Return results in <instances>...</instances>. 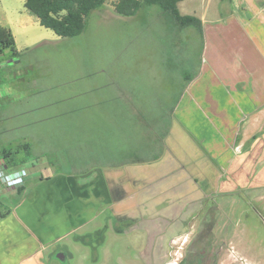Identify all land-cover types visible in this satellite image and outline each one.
I'll return each mask as SVG.
<instances>
[{
  "label": "crops",
  "instance_id": "0c3cea01",
  "mask_svg": "<svg viewBox=\"0 0 264 264\" xmlns=\"http://www.w3.org/2000/svg\"><path fill=\"white\" fill-rule=\"evenodd\" d=\"M186 1L177 4L178 11L198 18L202 33L172 28L196 31L200 65L194 76L187 79L183 74L182 91L173 96L166 112L155 78L154 83L117 80L99 69L51 86L42 72L30 76L38 62L28 52L45 47L47 38H60L34 34L41 26L25 10L19 15L5 11L6 24L0 26L11 31L17 55H0V160L5 149L27 144L32 152L45 139L52 153L43 144L46 149L32 154V160L45 165L57 153L82 171L65 173L43 166L36 173L27 170L24 184L15 191L0 186L7 192L0 196L12 204L0 213V264H46L44 253L57 243L54 238L66 224L79 228L90 221L92 217L85 220L84 215L100 211L95 208L98 198L109 207H143L140 195L135 206L123 200L126 196L117 197L120 189L127 195L123 181L141 180L132 188L142 194L148 188L142 185L144 179L150 185V179L161 177L191 178L187 169L194 162L199 168L209 162L224 169L231 156L236 157L242 124L264 113V0H222V11L214 16L184 10ZM139 62L159 68L152 60ZM87 66V60L79 65ZM13 131L23 133L12 141L6 134ZM43 131L56 133L45 136L39 133ZM54 145L64 146L63 153L54 151ZM14 193L25 194L24 200L13 205ZM157 201L147 203L149 208H157ZM66 211L82 213L75 218Z\"/></svg>",
  "mask_w": 264,
  "mask_h": 264
},
{
  "label": "rangeland",
  "instance_id": "374dc122",
  "mask_svg": "<svg viewBox=\"0 0 264 264\" xmlns=\"http://www.w3.org/2000/svg\"><path fill=\"white\" fill-rule=\"evenodd\" d=\"M116 1L107 0L101 9L93 11L88 16L85 30L81 35L74 38H60L56 42L47 38L48 43L45 47L28 52V55L38 62V66L29 75L42 72L51 86L71 82L81 71L88 73L90 70H97L98 72L99 69H106L107 74H111L110 76L117 80L129 78V81L133 82L136 78L140 82L154 83L152 78H155L154 81L159 86L157 89L162 96V109L166 112L171 106L173 96L178 97L182 91L183 74L187 75L188 79L198 72L201 41L194 29L176 31L172 28L166 16L156 6L142 8L132 17H122L113 10ZM221 4L222 0H187L182 7L190 13L207 12L214 16L222 11ZM6 10L19 15L20 11L25 10L23 0H0L2 26L6 24ZM32 32L36 35L42 32L54 36L52 31L41 27L35 28ZM142 59L152 60L159 65V68L142 65L143 63L139 62ZM85 60L89 62V66L80 68L79 65ZM110 63L111 68H108ZM100 78H104V75H100ZM167 95L171 99H165ZM263 129L264 113L257 114L255 121L251 119L242 124L237 132L241 146L235 150L236 157L231 156V161L225 163L224 169L216 164L213 168V164L205 161L199 168L200 164L194 162L191 164L193 168L187 169L191 178H187L188 174L186 178H184L186 175L183 178L161 177L150 179V185L144 179L142 185L148 188H145L142 194L132 188L133 183L138 182L139 185L141 180L135 178L128 182L123 181L127 195H122L124 191L120 189L117 197L123 199L126 196L123 200H129L135 206L138 197L141 196V202L146 203L143 207L138 210L134 208V211L129 208L125 210L128 206L109 207L107 201L104 199L99 201L98 198L95 208L100 211L96 213L94 212L96 210L93 212L88 210L84 219L92 218L90 221L86 220L78 224L82 225L79 228H73L71 223L66 224L62 234L54 238L57 243L51 246L64 245L73 255V252L80 247L78 242L80 237L94 235L103 236L110 241L104 250H112L110 252L113 253L120 251L123 254V241L128 238L118 229L121 230V227L128 223L121 219L130 214V218L132 215H137L145 220L156 218L164 225L175 224L177 232L186 233L181 235L189 240V248L193 250L202 252L208 250L207 248H219L223 243L224 252L230 261L247 264L252 263L249 258L255 257L264 262ZM22 133L13 131L6 136L15 141ZM39 133L53 136L56 132ZM43 144H46L48 152L52 153V150H49L51 144L45 139L40 140L32 148L31 156L26 157V162L19 168L35 173L43 166L65 173L82 171V166L63 161L64 158L57 153L49 157L50 163L45 162V165L32 160V154H38L46 149ZM63 148L64 146L59 148L54 145L53 149L63 153ZM177 164L173 163L175 166ZM13 168L15 167H9L10 170ZM4 189L0 188V195L7 193L2 192ZM16 189L18 188L8 190ZM114 192L116 193V190ZM12 196L16 198L13 205L25 198V194L19 197L14 193ZM153 199L155 201L159 199V203L157 201L158 204H155L157 208L154 209L149 208L147 204L152 203ZM9 200L8 197L0 196L1 214L12 208ZM69 212L70 215H75V218L82 213L66 211L65 214ZM132 219L138 220L135 217ZM114 226L118 229L116 227L114 229ZM137 234L139 233L134 231L131 235ZM51 246L44 253L46 257ZM71 264H73L72 260Z\"/></svg>",
  "mask_w": 264,
  "mask_h": 264
},
{
  "label": "flooded vegetation",
  "instance_id": "af4514ba",
  "mask_svg": "<svg viewBox=\"0 0 264 264\" xmlns=\"http://www.w3.org/2000/svg\"><path fill=\"white\" fill-rule=\"evenodd\" d=\"M126 216L121 219L128 222L122 225V231L118 225L114 226L128 238L123 241V254L104 250L110 241L103 236L85 235L78 240L80 247L73 255L64 245L53 246L46 264H71V260L73 264H240L229 260L223 243L219 248L199 252L189 248V240L181 235L186 233L177 232L175 224L164 225L156 218L134 220L130 214ZM134 231L139 234L131 235ZM249 259L252 263L247 264H264L261 259Z\"/></svg>",
  "mask_w": 264,
  "mask_h": 264
},
{
  "label": "trees",
  "instance_id": "16d2710c",
  "mask_svg": "<svg viewBox=\"0 0 264 264\" xmlns=\"http://www.w3.org/2000/svg\"><path fill=\"white\" fill-rule=\"evenodd\" d=\"M107 0H23L24 9L34 17L39 25L52 31L59 38H74L85 30L88 16L101 9ZM183 0H117L113 4L114 12L122 17H132L140 9L150 6L158 7L165 14L169 23L178 30L195 28L202 33L201 21L188 15H181L177 4ZM6 51L17 55L15 41L11 31L0 27V55ZM0 162L18 169L31 156V148L27 144H17L13 148L1 152Z\"/></svg>",
  "mask_w": 264,
  "mask_h": 264
},
{
  "label": "built area",
  "instance_id": "2783aa9c",
  "mask_svg": "<svg viewBox=\"0 0 264 264\" xmlns=\"http://www.w3.org/2000/svg\"><path fill=\"white\" fill-rule=\"evenodd\" d=\"M28 176L26 169L10 170L0 162V186L6 189H15L22 186Z\"/></svg>",
  "mask_w": 264,
  "mask_h": 264
}]
</instances>
